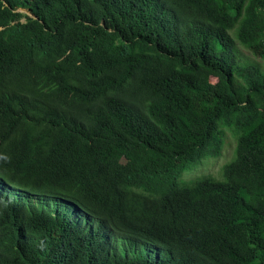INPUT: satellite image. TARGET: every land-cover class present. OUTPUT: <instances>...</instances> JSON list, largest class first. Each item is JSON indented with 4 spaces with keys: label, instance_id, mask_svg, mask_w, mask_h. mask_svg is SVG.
Instances as JSON below:
<instances>
[{
    "label": "trees",
    "instance_id": "1",
    "mask_svg": "<svg viewBox=\"0 0 264 264\" xmlns=\"http://www.w3.org/2000/svg\"><path fill=\"white\" fill-rule=\"evenodd\" d=\"M0 264H264V0H0Z\"/></svg>",
    "mask_w": 264,
    "mask_h": 264
},
{
    "label": "rangeland",
    "instance_id": "2",
    "mask_svg": "<svg viewBox=\"0 0 264 264\" xmlns=\"http://www.w3.org/2000/svg\"><path fill=\"white\" fill-rule=\"evenodd\" d=\"M24 13L23 10H21ZM251 26L252 28L259 29L260 28V15L256 14L251 18ZM215 82V79H212V83ZM226 142L224 144V148L222 151V155L218 158H210L203 160L198 166L189 170L183 175V178L180 179V182L186 180L189 177L203 176L210 174L215 179H221L220 169L221 167L230 161V157L233 153L234 149V140L230 135H227ZM139 159L138 155L135 153H127L123 155L120 159V164L125 168H129L133 163L137 162ZM160 190V188H158Z\"/></svg>",
    "mask_w": 264,
    "mask_h": 264
}]
</instances>
